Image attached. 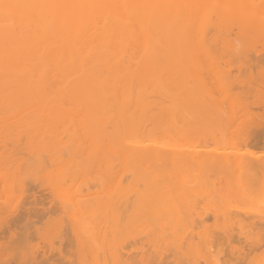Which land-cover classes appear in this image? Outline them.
<instances>
[{
    "label": "bare ground",
    "instance_id": "obj_1",
    "mask_svg": "<svg viewBox=\"0 0 264 264\" xmlns=\"http://www.w3.org/2000/svg\"><path fill=\"white\" fill-rule=\"evenodd\" d=\"M253 104L264 0H0V264L260 252Z\"/></svg>",
    "mask_w": 264,
    "mask_h": 264
},
{
    "label": "rangeland",
    "instance_id": "obj_2",
    "mask_svg": "<svg viewBox=\"0 0 264 264\" xmlns=\"http://www.w3.org/2000/svg\"><path fill=\"white\" fill-rule=\"evenodd\" d=\"M244 75H245V73H244ZM251 97V99L249 98L248 100H251L250 102H251V104L253 103V102H256V98L252 95V96H250ZM253 101V102H252ZM249 102V101H248ZM257 105V106H256ZM253 106H254V104H253ZM252 106V107H253ZM254 107H257L258 109H256V108H254ZM253 108V110H254V112H256V110H259V111H257V114H258V119L256 120V121H254V123L252 124V122H251V126H252V128H253V130H251L250 131V133L253 131V135H251L252 137H250L252 140V143L253 144H251L252 145V147L255 149V151H256V153H255V155H257V154H264V108L263 107H259L258 106V104H255V106H254ZM252 110V108H251V110H250V112L251 111H253ZM261 110V111H260ZM259 112V113H258ZM251 115H256V114H254V113H252ZM257 116V115H256ZM254 120L256 119V117L254 116V118H253ZM251 126H250V128H251ZM250 135V134H249ZM263 135V136H262ZM259 136H262V138L261 139H259ZM252 147H251V149H252ZM253 153V154H254ZM210 215V214H209ZM210 217V216H209ZM208 219H211V220H208V223L211 221L212 222V218H208ZM210 222V223H211ZM244 241V240H243ZM243 241L242 240H240V241H238V242H240L241 243V245L240 246H238V247H243V245H245L246 243H243ZM237 242V243H238ZM240 243H238L237 245H239ZM264 245V241L262 242V245L261 246H258L259 248H257L258 250H260V252L259 251H257V253H254L253 251H255L256 250V248H252V250L249 252V250L247 249L248 247H246L245 246V251H243L242 252V250L244 249V247L242 248V250H240V255L236 258V260H235V258H234V260L232 259L233 257L232 256H234V255H230V259H232L231 260V263H234V264H248L247 263V261L249 262L250 260H251V258H250V260H249V257H253V256H255V259H257L258 257H260V255H263V252L261 251L263 248L262 247H264L263 246ZM250 247V246H249ZM254 249V250H253ZM226 250H228V249H226ZM263 251H264V249H263ZM228 252V251H227ZM244 252L246 253L247 252V256L246 255H244ZM249 252V253H248ZM256 252V251H255ZM259 253H261L260 255H258ZM225 255H226V251H225V248H224V250L222 251V253H221V258H222V260H226L227 259V257H226V259L225 258H223V257H225ZM227 255H229L228 253H227ZM238 255V254H237ZM258 255V256H257ZM241 256V258H243V261H246V262H241L240 263V260H239V263H238V258ZM249 256V257H248ZM256 256H257V258H256ZM244 257H246V258H244ZM252 259H254V258H252ZM227 261V260H226ZM229 262H230V260H228ZM249 263H251V262H249ZM253 263V262H252Z\"/></svg>",
    "mask_w": 264,
    "mask_h": 264
}]
</instances>
